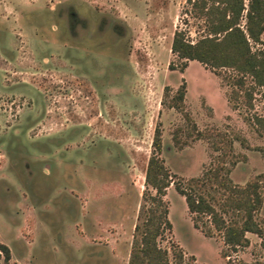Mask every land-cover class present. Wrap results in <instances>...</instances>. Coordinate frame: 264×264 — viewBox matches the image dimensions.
Listing matches in <instances>:
<instances>
[{
  "label": "rangeland",
  "instance_id": "1",
  "mask_svg": "<svg viewBox=\"0 0 264 264\" xmlns=\"http://www.w3.org/2000/svg\"><path fill=\"white\" fill-rule=\"evenodd\" d=\"M208 4L0 0V243L9 251L1 264H127L156 124L174 180L214 165L218 135L231 142L233 183L264 175V127L254 120L264 119V88L248 75L240 87L234 70L214 74L195 60L180 72L169 49L174 30L191 43L210 36ZM182 80V110L199 138L183 112L160 104L164 87L170 95ZM164 199L171 229L158 245L168 256L172 241L183 264H264V182L261 234L246 232L235 249L211 226L210 236L192 226L171 184Z\"/></svg>",
  "mask_w": 264,
  "mask_h": 264
},
{
  "label": "trees",
  "instance_id": "2",
  "mask_svg": "<svg viewBox=\"0 0 264 264\" xmlns=\"http://www.w3.org/2000/svg\"><path fill=\"white\" fill-rule=\"evenodd\" d=\"M208 2L203 13L210 36H202L191 43L184 37L183 31L174 30L172 33L169 49L179 60L178 71L184 69L187 60H195L214 74H218L216 70L220 68L234 70L237 75L232 78L233 83L240 87L243 84L242 77L248 75L253 85L264 88V40L260 39L264 30V0H248L244 28L239 25L244 9L242 0ZM249 40L259 44L261 48L252 51ZM168 68L173 69L171 63H168ZM184 94L183 80L170 95L169 88L164 87L160 104L183 112L184 120L195 132V138H199L202 133L182 110ZM244 94L245 101L249 104L251 93L245 90ZM254 120L264 127L263 118L254 117ZM218 136L222 146L218 148L221 149L216 155L214 165L203 169L198 176L178 181L171 178L159 157L161 139L159 126L156 124L144 169L142 202L137 213V222L133 226L127 264L184 263V254L176 243L170 241L168 245L170 256L165 248L158 245V240L171 229L167 217L168 205L164 199L165 190L170 184L183 197L192 226L204 236H210L211 226L220 233L223 244L231 249L247 245L246 232L260 236L261 229L255 220V214L262 204L264 175H257L243 185L233 183L229 172L236 160L228 155L231 142L221 135ZM172 140L175 143L174 136ZM240 143L243 144L244 141L240 140ZM8 259V248L0 243V262L5 263Z\"/></svg>",
  "mask_w": 264,
  "mask_h": 264
}]
</instances>
